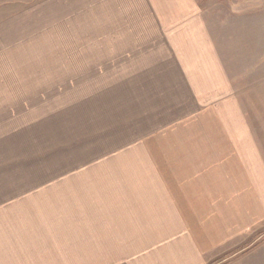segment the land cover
<instances>
[{
	"label": "crops",
	"instance_id": "crops-1",
	"mask_svg": "<svg viewBox=\"0 0 264 264\" xmlns=\"http://www.w3.org/2000/svg\"><path fill=\"white\" fill-rule=\"evenodd\" d=\"M16 2L0 4V28L25 30L0 51V139H11L0 194L30 225L2 233L0 264H264V2ZM23 3L36 8L27 15ZM37 17L47 34L32 30ZM42 54L39 67L15 64ZM86 75L110 76L93 91L99 106L142 107L145 116L121 120L123 132L138 124L139 138L165 141L108 178L48 177L51 158L67 159L61 144L82 142L63 139L66 121L62 131L50 112L65 93L62 113L89 110L78 103L90 95ZM69 76L71 89L57 85ZM181 114L200 118L195 129L175 132ZM149 116L173 130L150 132ZM43 127L46 150L33 147ZM34 157L40 174L24 179ZM65 182L68 193H48Z\"/></svg>",
	"mask_w": 264,
	"mask_h": 264
},
{
	"label": "rangeland",
	"instance_id": "rangeland-1",
	"mask_svg": "<svg viewBox=\"0 0 264 264\" xmlns=\"http://www.w3.org/2000/svg\"><path fill=\"white\" fill-rule=\"evenodd\" d=\"M16 1L20 2H36L38 3L40 0H0V4H9L10 3H17ZM249 1V0H248ZM264 2V0H261ZM247 6L248 3H245ZM22 9H25V13L28 15L33 9L36 7L29 3L21 4ZM43 13L42 11L38 10L37 16L39 17V13ZM1 13V11H0ZM7 13V12H5ZM87 13V12H86ZM7 16H4L6 18ZM36 19L37 22H43L42 26H32V30L41 33L42 31L48 32V25L44 26V22L48 21H39ZM92 22L91 18L86 19V22ZM11 26L9 27L7 24L5 27L0 28V33L3 35L0 37V51L1 50H8L10 46H12L11 40L12 37H19V34L16 32L17 30L23 35L24 31L23 28L15 29L14 32H11ZM28 33V32H26ZM82 36H91L92 35V27H85L84 32H80ZM6 43L4 42V40ZM51 39V37H48ZM19 46V45H18ZM18 46H16L12 51H7L6 53L14 52L18 50ZM68 46V45H67ZM66 47V45H64ZM48 51L55 52L62 50L59 43L53 44V42L48 41ZM37 58L39 60L33 61L29 63L27 61H21L15 63L21 68L29 67H39L41 64L42 59H46L48 63V54L38 55ZM24 62L26 65H24ZM7 64V63H6ZM48 65V64H47ZM23 76L22 78H24ZM101 78V79H100ZM110 76L103 75V76H96V75H86L84 76L85 85L88 86L85 88V93L90 94L88 98L82 97L79 94L78 103L80 104H90L88 106L82 107H89V110L85 112V114L76 116L72 114V108L66 109L64 113L61 112L62 105L69 103L70 97L68 93H65L62 98L58 101L60 106H55L52 113L50 112V119L56 121V124H62V131L66 121V130L63 132V139L68 140V142L75 143L76 141H82L79 145H69L67 143L61 144L64 147L61 150L67 151V159L63 161V163L59 160V156H54V159L51 158L48 162L51 163V166H48V177H57L64 172H67V177L71 180L75 179H92V178H108L110 174H114L118 171L112 170L116 168L120 164L123 163H145L147 162L146 159L149 158L148 153L153 151V148L158 146L159 141H165V139L158 138L157 135H149L147 138L142 139L143 137L139 138L141 134L133 133L134 130H140V126L138 124H133L134 127L132 130L127 132H123V124L122 122L124 118L129 120L139 119L144 115L142 107H131L126 110L124 106L119 105L118 103H114L112 107L108 106H99L100 101L92 100V95H98L100 92H94L95 87L100 88L102 87L108 80ZM74 78L69 76L68 82L62 81L61 79L57 80V85L62 86L63 88L71 89L74 84L72 82ZM124 77H121L120 80L123 82ZM93 93V94H92ZM97 101V102H96ZM74 102L77 103L75 100ZM70 105V104H69ZM151 103H149V106ZM71 107V106H70ZM252 113V111H250ZM151 116V115H150ZM149 116V121L145 123L146 128L149 127L150 132L153 129H160V132L166 130V133L173 129H167L162 126V122H152ZM65 117V120H64ZM184 115L181 114L180 120L177 122L178 129L174 128L175 132L178 131H188L191 130L190 126H193L195 129V122H198L200 118L193 117L190 118V121H185ZM144 121V120H143ZM185 121V122H182ZM61 122V123H59ZM131 123V122H130ZM195 123V124H193ZM20 125V124H15ZM144 126V122H143ZM17 130H21L20 126L17 127ZM156 131V130H155ZM159 132V133H160ZM41 131L39 129L36 131L33 147H37L38 149H45L48 146V131L45 127L42 130V137H40ZM147 135V134H146ZM14 137H20L22 144L20 146L22 148H28L25 146L27 135H20V133H16ZM11 139H8L4 142H7ZM53 140V137H52ZM185 141V140H182ZM188 141V140H186ZM3 140L0 139V168L9 164L7 162L8 157V148L6 144L4 145ZM54 146H57L53 144ZM43 151V150H41ZM30 156L29 158H32ZM30 164V163H29ZM58 164V165H57ZM31 167L27 168L25 178H35V175L40 172L42 169L41 161L37 160L34 157L33 162L30 164ZM55 165V166H53ZM66 165V166H63ZM63 166V167H61ZM64 168H67L66 171H63ZM51 172L53 173H50ZM40 174V173H39ZM62 177V176H59ZM114 177V176H113ZM40 178V177H39ZM67 183H62L60 186L55 187L52 191L48 193L52 194H63V191L69 192V188L65 185ZM63 185V186H62ZM16 213L9 209L8 204L5 202V197L3 194H0V241H3V234L4 232H13L17 227H24L30 225V219H18L15 217Z\"/></svg>",
	"mask_w": 264,
	"mask_h": 264
}]
</instances>
